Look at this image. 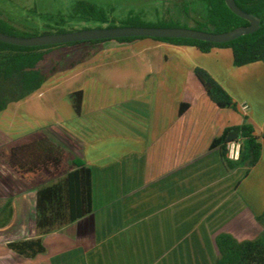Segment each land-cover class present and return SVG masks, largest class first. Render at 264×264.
<instances>
[{"label":"crops","instance_id":"1","mask_svg":"<svg viewBox=\"0 0 264 264\" xmlns=\"http://www.w3.org/2000/svg\"><path fill=\"white\" fill-rule=\"evenodd\" d=\"M196 67L238 110L209 99ZM82 76V84L65 87ZM77 90L84 91L81 116L69 99ZM183 103L189 107L181 113ZM244 123L255 128L261 159L229 169L212 143ZM0 133L9 149L50 138L92 169L94 190L91 214L45 234L46 252L19 255L8 242L37 236V190L55 179L22 177L3 151L0 189L17 192L2 195L12 200L13 216L0 227V264H216L220 233L242 241L263 231L257 216L264 211V61L236 66L231 48L203 53L150 39L105 41L93 57L1 112Z\"/></svg>","mask_w":264,"mask_h":264},{"label":"trees","instance_id":"2","mask_svg":"<svg viewBox=\"0 0 264 264\" xmlns=\"http://www.w3.org/2000/svg\"><path fill=\"white\" fill-rule=\"evenodd\" d=\"M202 3L205 13L196 19L194 26L182 25L176 21H161L147 23L139 16L123 19V26H157V27H189L199 30L224 33L238 27L248 26L247 19L234 13L226 0H198ZM236 4L260 19L259 29L251 34L228 42H210L191 38H152V37H120L121 43L133 42L139 39L151 38L179 46H195L203 53L214 48H231L234 64L243 66L253 62L264 61V0H235ZM82 9L78 5L76 12L85 19L108 20L104 9L88 5ZM187 10V8H186ZM116 26V25H113ZM0 31L15 36H36L34 33L22 32L11 22L0 17ZM58 32H65L58 30ZM52 33L45 32L44 34ZM109 39L75 41L52 45L22 46L0 40V113L12 103L21 101L38 91L54 74L63 71L60 59L53 58L52 66L46 68L48 56L62 49L77 48L84 45L85 50L78 62L67 68L93 57L102 48L101 45ZM68 51V52H69ZM196 76L203 85L209 99L219 108L238 110L237 104L223 86L204 68H195ZM73 108L77 115L83 112L84 91L77 90L70 95ZM189 104L183 103L180 112L183 113ZM236 131L242 141L241 157L232 161L227 157L228 135L226 130L221 137L216 138L212 146L219 147L226 166L254 167L261 159L262 144L255 134V128L250 123L237 126ZM9 166L22 177L39 175L43 180L55 179L42 185L36 194V231L37 236L13 240L8 247L27 258H33L46 252L43 244L45 234L58 231L67 225L91 214L94 210L93 201V171L80 162L73 153L67 152L55 144L50 138L42 137L24 143L12 145L8 153ZM67 168L64 174V169ZM13 216L12 200L8 199L0 210V227L8 225ZM263 226V231L255 239L238 240L230 233H220L216 237L219 256L216 264H264V211L257 216Z\"/></svg>","mask_w":264,"mask_h":264},{"label":"rangeland","instance_id":"3","mask_svg":"<svg viewBox=\"0 0 264 264\" xmlns=\"http://www.w3.org/2000/svg\"><path fill=\"white\" fill-rule=\"evenodd\" d=\"M78 5H81L82 9H87L88 5L104 9L108 20L85 19L81 17V14L78 16L76 12ZM204 13V7L198 0H0V17L11 22L22 32L37 35H43L45 32L57 33L58 30L73 32L83 29L112 27L113 25L120 26L123 19L130 16H139L147 23L176 21L191 27L196 24V19L202 18ZM89 48L81 45L71 49V51L69 49L54 51L48 56L45 66L46 68L51 67L53 58H59L60 69L68 70L67 68L72 63L78 62L84 56L85 50ZM80 78L70 81L65 84V87L82 84L84 76ZM10 109L7 114L9 113L12 117L15 111L13 107ZM9 146L10 144L0 133V167L4 162L3 151L7 153ZM16 192L17 190L14 188L0 189V210L8 200L2 199V195L8 198ZM33 231H35L34 218L27 222L25 232L29 234ZM5 245L6 239H1L0 251L3 252L1 248H5Z\"/></svg>","mask_w":264,"mask_h":264},{"label":"water","instance_id":"4","mask_svg":"<svg viewBox=\"0 0 264 264\" xmlns=\"http://www.w3.org/2000/svg\"><path fill=\"white\" fill-rule=\"evenodd\" d=\"M230 9L247 19L250 24L238 27L224 33H215L189 27H157V26H112L106 28L83 29L73 32L47 33L36 36H15L0 31V40L3 42L22 46L52 45L75 41L116 39L120 37H152V38H191L210 42H228L237 39L245 34L256 32L260 27V19L241 9L235 0H226ZM240 139V134L236 130H231L228 140Z\"/></svg>","mask_w":264,"mask_h":264},{"label":"built area","instance_id":"5","mask_svg":"<svg viewBox=\"0 0 264 264\" xmlns=\"http://www.w3.org/2000/svg\"><path fill=\"white\" fill-rule=\"evenodd\" d=\"M249 106L242 104L240 110L243 113L248 111ZM242 141L240 139L233 140L227 144V157L232 161H238L241 157Z\"/></svg>","mask_w":264,"mask_h":264}]
</instances>
